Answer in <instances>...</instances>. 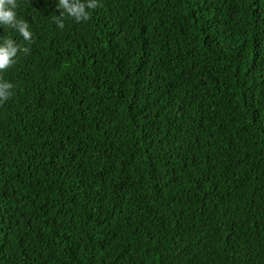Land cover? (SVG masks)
Listing matches in <instances>:
<instances>
[{"label": "trees", "instance_id": "obj_1", "mask_svg": "<svg viewBox=\"0 0 264 264\" xmlns=\"http://www.w3.org/2000/svg\"><path fill=\"white\" fill-rule=\"evenodd\" d=\"M96 2L0 26V264H264V0Z\"/></svg>", "mask_w": 264, "mask_h": 264}, {"label": "clouds", "instance_id": "obj_2", "mask_svg": "<svg viewBox=\"0 0 264 264\" xmlns=\"http://www.w3.org/2000/svg\"><path fill=\"white\" fill-rule=\"evenodd\" d=\"M96 7V0H57V9L63 10L61 18L56 20L57 27L63 28L62 18L65 13L76 22L86 21L89 18V13L86 12V9L90 10ZM16 9L17 0H0V26H8L14 29L20 37L28 41L32 33L28 30L27 22L18 18ZM17 50V46L11 39H6L0 44V70L10 65ZM11 87L12 85L8 82L0 83V103L10 96L9 89Z\"/></svg>", "mask_w": 264, "mask_h": 264}]
</instances>
